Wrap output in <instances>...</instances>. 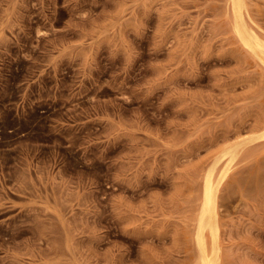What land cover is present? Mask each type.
<instances>
[{
  "label": "rangeland",
  "instance_id": "rangeland-1",
  "mask_svg": "<svg viewBox=\"0 0 264 264\" xmlns=\"http://www.w3.org/2000/svg\"><path fill=\"white\" fill-rule=\"evenodd\" d=\"M0 264H264V0H0Z\"/></svg>",
  "mask_w": 264,
  "mask_h": 264
}]
</instances>
